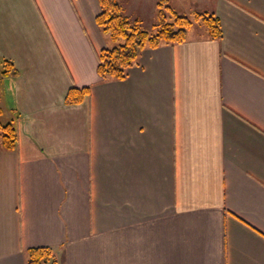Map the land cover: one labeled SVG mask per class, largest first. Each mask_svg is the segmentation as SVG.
Listing matches in <instances>:
<instances>
[{
	"label": "crops",
	"instance_id": "obj_1",
	"mask_svg": "<svg viewBox=\"0 0 264 264\" xmlns=\"http://www.w3.org/2000/svg\"><path fill=\"white\" fill-rule=\"evenodd\" d=\"M194 5L193 8L191 6ZM102 81L98 0H0V264H264V0ZM185 14V15H186ZM4 70L0 65V72ZM89 88L67 104L71 88Z\"/></svg>",
	"mask_w": 264,
	"mask_h": 264
},
{
	"label": "trees",
	"instance_id": "obj_2",
	"mask_svg": "<svg viewBox=\"0 0 264 264\" xmlns=\"http://www.w3.org/2000/svg\"><path fill=\"white\" fill-rule=\"evenodd\" d=\"M100 12L96 23L110 42L98 54L97 74L102 81H122L127 78L128 69L133 66L144 49L162 45L173 46L186 41L187 32L195 23L202 26L211 39L221 38L219 20L210 13L196 12L189 18L179 14L167 5L168 0H159L157 24L152 32L142 28L139 21L130 22L122 16L119 0H98ZM3 64L0 76L17 75L9 62ZM89 88H71L66 97L67 104H79L89 95ZM1 114V111H0ZM16 131L10 124L0 122V144L4 150L16 147ZM26 264H57L53 250L49 247H34L26 251Z\"/></svg>",
	"mask_w": 264,
	"mask_h": 264
},
{
	"label": "rangeland",
	"instance_id": "obj_3",
	"mask_svg": "<svg viewBox=\"0 0 264 264\" xmlns=\"http://www.w3.org/2000/svg\"><path fill=\"white\" fill-rule=\"evenodd\" d=\"M121 3V15L126 17L130 22L139 21L142 28L152 32L157 24V12L159 0H119ZM194 0H168L167 5L174 9L176 6H184L187 9L188 4H193ZM194 5L191 6L193 8ZM175 10V9H174ZM179 14L182 11H176ZM187 15V14H186ZM192 18V14L188 15ZM195 23L193 24V27ZM197 25V23H196ZM7 122L3 120V124Z\"/></svg>",
	"mask_w": 264,
	"mask_h": 264
}]
</instances>
